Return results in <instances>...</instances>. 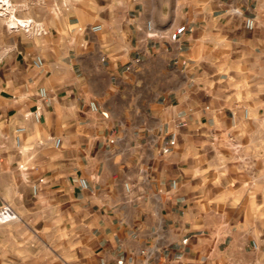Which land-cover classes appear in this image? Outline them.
<instances>
[{
  "label": "crops",
  "instance_id": "obj_1",
  "mask_svg": "<svg viewBox=\"0 0 264 264\" xmlns=\"http://www.w3.org/2000/svg\"><path fill=\"white\" fill-rule=\"evenodd\" d=\"M91 10L0 45L9 264H264V0Z\"/></svg>",
  "mask_w": 264,
  "mask_h": 264
},
{
  "label": "rangeland",
  "instance_id": "obj_2",
  "mask_svg": "<svg viewBox=\"0 0 264 264\" xmlns=\"http://www.w3.org/2000/svg\"><path fill=\"white\" fill-rule=\"evenodd\" d=\"M16 6L15 14L18 18H29L32 20L30 28H22L26 35L34 36L38 33L48 31L49 25L45 23V16L50 19H61L62 22L69 21L71 18H77L81 24L85 23L86 11L91 13L92 0H11ZM3 0H0V8L3 7ZM18 6V7H17ZM32 17V18H31ZM6 16L0 17V45L3 48L5 43L9 44V24ZM49 19V18H48ZM36 27V28H34ZM13 30V29H12ZM11 31V30H10ZM22 31V30H20ZM22 31V32H23ZM28 33V34H27ZM7 41V42H6ZM34 66V65H33ZM259 130L264 135V121L259 124ZM264 143V142H263ZM14 144L17 146L15 139ZM6 145L3 139H0V147ZM264 145V144H263ZM9 147V141H7ZM7 204V203H6ZM9 205V204H7ZM2 204L0 205V207ZM0 264H9V220L0 219Z\"/></svg>",
  "mask_w": 264,
  "mask_h": 264
},
{
  "label": "built area",
  "instance_id": "obj_3",
  "mask_svg": "<svg viewBox=\"0 0 264 264\" xmlns=\"http://www.w3.org/2000/svg\"><path fill=\"white\" fill-rule=\"evenodd\" d=\"M245 25L249 29L255 28L256 22H255L254 17H246ZM101 28H102V25H99V24L93 26V30H95V31L101 30ZM43 64H44V59L41 56H39V55L36 56L35 59L33 60V65L36 68H41L43 66ZM46 96H47V90L45 88H41L40 89V99L42 100ZM91 108L93 110L97 109V106H96V104L94 102L91 103ZM245 114H246V116H248V110L245 111ZM33 115H34V118L36 120L40 119V106L36 107V110L34 111ZM26 129L27 128H26L25 125H19L15 129L14 139H15V142H16L18 147H20L22 145L23 135L26 132ZM54 145H55V147L59 148L60 145H61V138H59V137L56 138L54 140ZM80 183H81L82 187H87V182H86L85 179H81ZM173 186L174 187L176 186V182L175 181L173 182ZM126 187H127V189H129L128 184H126ZM33 189H34V193H36L37 190H38L37 185H34ZM16 217H17V215H16L14 209L10 205H7V204L3 203L2 206L0 207V219L5 222V221H8V220L10 221L12 219H15ZM254 246L257 247L255 243H254ZM142 253L149 254L145 250H142ZM145 264H147V263H145ZM169 264H178V263L174 262V261H171Z\"/></svg>",
  "mask_w": 264,
  "mask_h": 264
},
{
  "label": "bare ground",
  "instance_id": "obj_4",
  "mask_svg": "<svg viewBox=\"0 0 264 264\" xmlns=\"http://www.w3.org/2000/svg\"><path fill=\"white\" fill-rule=\"evenodd\" d=\"M3 7L0 8V17L6 16L7 22L10 28H30L32 25V20L29 18H18L15 12V5L11 0H3ZM18 7V6H17ZM32 18V17H31ZM36 28V27H34Z\"/></svg>",
  "mask_w": 264,
  "mask_h": 264
}]
</instances>
